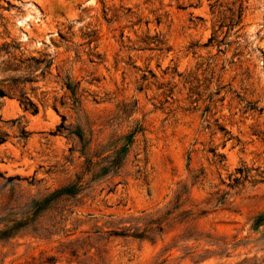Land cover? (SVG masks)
<instances>
[{
	"label": "rangeland",
	"instance_id": "obj_1",
	"mask_svg": "<svg viewBox=\"0 0 264 264\" xmlns=\"http://www.w3.org/2000/svg\"><path fill=\"white\" fill-rule=\"evenodd\" d=\"M0 91V264H264V0H0Z\"/></svg>",
	"mask_w": 264,
	"mask_h": 264
},
{
	"label": "trees",
	"instance_id": "obj_2",
	"mask_svg": "<svg viewBox=\"0 0 264 264\" xmlns=\"http://www.w3.org/2000/svg\"><path fill=\"white\" fill-rule=\"evenodd\" d=\"M209 8L211 9L210 14L212 15V33L211 36L207 40V44L210 46H218L221 44L222 40H217L218 34H227L230 30L233 28H236L239 26L241 22V16H242V7L241 5H238L237 7H229L225 9H221L220 4H216V1H214L213 4L209 5ZM224 30V31H222ZM61 40L63 38L61 35H58ZM90 40V39H89ZM90 43L92 42V39L89 41ZM158 44L159 41H157ZM8 57L14 61H16L19 66L25 64V68H29L32 65H29L33 63V65H37L40 63V61L36 59H29V63H27V60H16L15 57L12 54L7 53ZM51 63V60L47 61L45 63V68L49 67ZM19 66H15V69ZM27 83H30L31 81H25ZM64 88L71 94V96H74V89L69 84H64ZM2 91H0V97H2ZM19 104L24 112H28L31 115H35L38 112L37 106L32 103L28 98L24 97V93H20V101ZM55 110V108L53 107ZM262 174V173H260ZM263 179V177H261Z\"/></svg>",
	"mask_w": 264,
	"mask_h": 264
}]
</instances>
